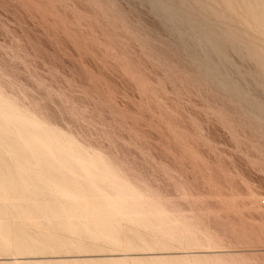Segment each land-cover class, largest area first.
<instances>
[{
	"label": "rangeland",
	"instance_id": "rangeland-1",
	"mask_svg": "<svg viewBox=\"0 0 264 264\" xmlns=\"http://www.w3.org/2000/svg\"><path fill=\"white\" fill-rule=\"evenodd\" d=\"M160 1L165 3L159 0L155 2L153 0H0V95L7 103L9 100L10 105L12 102L15 103L11 106L13 109L18 104L21 113L19 107L15 106V108L19 114L26 112L33 122L35 121L33 119L38 120L36 123L40 121V127H43V123L48 129L57 130V132L51 130L55 134L59 131L61 134H58L62 138L71 137L72 142L78 144V148L75 147L79 149L76 151L79 159L83 160L82 156L86 159L91 153L90 155H94L99 163L107 161L105 164L109 163L108 167H112L118 173L119 176H116L117 174L112 171L116 178L120 180L123 178L122 180L127 181L132 188L138 189L136 191L141 197L147 196L148 200H152L151 202L158 203L159 209L162 208V212L165 210V217L168 216L169 219L172 216L170 224L175 226L167 224L168 219V222L163 221L166 218L160 219L164 216L157 217L159 220L152 218V216L156 218L155 214L160 210L154 213L151 208L148 212H153L154 215L150 213L152 219H146V222L143 218L142 223L155 225L157 221L166 222L163 225L160 222L159 229L167 233L169 231L173 236L179 235L183 241L191 238L197 243L193 245L185 242L175 244L174 241L171 243L166 241V243L163 238L167 233L162 235L156 227L150 225L148 229V225L143 226L142 223V225L137 223L138 227L133 226V228L132 220L135 219L130 218L133 222L131 223L130 219L121 216L122 222L119 221L121 218L117 220V225L118 221L120 225L117 228L120 229L114 231L117 237L113 234L117 244L116 242L107 244L105 242L109 240L107 238L105 241L102 240L101 238L105 236L102 233L94 237L83 232H73L71 225L76 223L77 216H70L68 214L70 212L67 213L68 215L60 212V214L64 213L61 214L62 216L55 213L57 214L55 216L53 205L56 204L55 198L45 194L44 197H38L40 199L35 197L36 199L33 200L29 198L32 194H28L25 190L26 194H24L21 185L18 184L20 192L18 191L19 193L17 192L14 197L17 200L10 198V203L5 202L9 199V196L4 194L7 191H0L4 195L0 193V200L2 199L0 211H6L3 212L5 214L0 213V264H60L62 262V264H81L78 261H83V264H90L91 261L94 264L100 262L101 264H140L141 261V264L157 262V264H184L183 262L189 264L188 262L191 261L190 264H193V260H190L191 257L194 259L193 256L200 258L201 261L203 259L205 263L215 260L211 264H264V56L263 59L262 56L257 58L258 54L264 55L262 52L264 51V38H262L264 7L260 6L263 7L261 9L263 13H259L258 9L262 0L260 2L251 0L254 4L250 1L249 5L245 2L249 0H245L243 2L246 3L245 6L241 2L243 0L239 2L227 0L228 3L231 2L230 5L219 0L223 8L222 4L216 5L218 0H211L216 3L214 4L216 7L213 6V2L211 3L214 10L209 3L210 0H195L196 4L194 0H190L193 4L188 0H185L186 2L180 0L181 4L179 0ZM185 3L189 8H186ZM233 3L234 6L231 5ZM237 3L238 5L241 3L242 7L237 6ZM197 4L203 7V9L201 5V9L197 7L198 12L211 6L210 10L206 8L210 12L204 10L203 15L199 14L196 12ZM251 4L255 5L256 9L253 6L252 8ZM179 5L181 8L184 6V9H179ZM192 5H195V9ZM225 5L230 6V9L227 7V10H224ZM246 5L250 6L248 10L253 9L257 15L262 14L263 19L262 16L257 19L259 16L256 15L257 18L254 20L255 13L247 11ZM243 6L245 9L242 11ZM238 7H241L240 11ZM184 10L189 12L186 14ZM213 11L218 14L221 11L226 12L225 15H228L230 20L221 12L220 15L224 17L219 15L220 23L223 22V18L227 23H222L220 28L219 19H216L218 14L215 13L217 17L214 18ZM192 12L194 14H190ZM205 12L207 14H204ZM178 14L180 18L177 17ZM182 14L183 16L185 14L188 20H184L186 18L183 19ZM188 14L192 15V21ZM207 15L208 17L212 15L209 21ZM239 15L242 18H239ZM243 15L248 16L247 21H243L246 19ZM252 15L251 19L254 22L248 20ZM203 17L209 22L205 21L208 24L202 23L205 20ZM195 18L197 20H193ZM201 20L203 21L199 26ZM185 21H187L186 26ZM190 21L193 22L192 25ZM256 21L259 23L257 24ZM196 22L199 25H196ZM228 23L232 26L227 25ZM243 23L246 26L242 27ZM246 23H250L249 26ZM251 24L253 26H250ZM256 24L260 25V31L256 28L258 27L255 26ZM197 26L204 32V28H207L208 34L203 32V35L210 37L214 34L213 38L210 37L212 41L208 37L206 39L210 40V47V42L205 40L206 36L202 37L201 31L196 29ZM242 28H248L247 34ZM221 29L223 30L221 33L225 34L233 30L232 33L235 35L229 33L230 37L224 34V42L218 44V41H222L220 39L224 37L218 34ZM239 31H243L247 36L251 35V38L242 35L243 33ZM238 33L243 39L239 35L236 36ZM253 33L259 35L261 39L259 37L257 39V36L256 39H252ZM195 36L201 41L198 38L196 42ZM215 36L221 38L217 37V39ZM227 37L231 38L230 41L234 39V42H229ZM244 39L250 43L249 46L247 43L246 47L242 44L246 42ZM259 39L262 42H259ZM250 40L252 42L255 40L254 43L259 42L253 45L263 50L257 53L258 48H251L253 45L252 42H248ZM200 42L204 46L207 43L206 47L210 49L197 44ZM218 45L219 47L226 45L228 48L220 47L225 48L223 49L225 52L222 50L221 54V50L219 52L216 48ZM232 46L241 47L235 49ZM246 48H250V51ZM215 50H218V53ZM249 52L255 53L256 57ZM219 53L222 56L216 55ZM223 53L227 55L223 56ZM213 54L216 55L215 58ZM255 60L261 65L259 66ZM259 106L263 107L262 111L258 109ZM43 128L48 130L45 126ZM35 129L29 128L30 131ZM30 131L28 133L31 134ZM5 137L7 141H10L9 137L13 139L10 134L9 137L8 135ZM4 144L7 148V142H3L1 146ZM1 146L0 149L5 148ZM79 147L83 151L80 152ZM3 151L6 153L8 148L1 149L0 153ZM10 152L6 155L8 156ZM5 153L3 152L2 155ZM96 154L100 157L96 158ZM15 158L18 157L15 155ZM30 159L32 161V157ZM33 161L32 163H35ZM102 166L106 167L103 164ZM10 169L11 174L17 171V168ZM112 169L110 168V171ZM44 175L42 176L44 178L40 176L39 181L34 182L35 187L37 185L43 189V186H47L45 183L51 181L47 175ZM27 195L29 201L32 199V202L41 203L42 209H38L39 211L34 209L36 212L32 214L34 207L29 212L32 203L28 201L26 212L27 208L24 207L27 203L24 202L28 200ZM47 199H54L55 203ZM92 199L93 196H90V200L86 197L89 207L95 205L93 201L95 199ZM38 204L34 205L39 206ZM49 206H54L51 208H54L53 213ZM41 210L42 214H40ZM94 211L95 209L88 210L86 212L88 215L85 213L82 220L92 223L98 214ZM25 212H29L28 215L32 214L29 215L31 217ZM60 221L73 222L69 224L70 231L58 229L60 227L58 225L62 223ZM28 222L31 224L32 233L36 235H30L31 239L27 238L31 233ZM52 226L53 228H50ZM76 226L77 223L74 228ZM163 226L166 230L172 226L171 231L169 229L166 231ZM24 227L27 229L25 230ZM44 228H47L48 232ZM23 229L29 232L28 236L23 233L25 232ZM2 232H5V236ZM3 236L4 239L9 238L7 239L10 245H5L8 243H6L7 239L3 240ZM17 236H24L23 245L27 242L23 246L25 251L19 250L18 244H14L15 246L12 244L15 243L12 241H16ZM39 236L41 237L38 238ZM52 236L54 238L56 236V241ZM140 236L152 237L154 245L138 244L140 247H135L128 244V248L124 244L127 238L129 240ZM32 237L38 241L41 239L38 243L45 242L36 245L37 241L35 242ZM47 238H51L50 241ZM61 239H64L66 244L72 241L73 245L69 242L65 246ZM31 240L35 244H32ZM162 242H165L164 245ZM213 257H218L220 260ZM133 259L140 262L135 260L134 263ZM145 261L147 263H144Z\"/></svg>",
	"mask_w": 264,
	"mask_h": 264
},
{
	"label": "bare ground",
	"instance_id": "bare-ground-1",
	"mask_svg": "<svg viewBox=\"0 0 264 264\" xmlns=\"http://www.w3.org/2000/svg\"><path fill=\"white\" fill-rule=\"evenodd\" d=\"M152 1V0H151ZM173 2H177V1H174V0H172ZM171 1V2H172ZM180 1V0H179ZM182 1V0H181ZM181 1H180V4H181ZM185 1V0H184ZM187 1V0H186ZM185 1V2H186ZM188 1H190V0H188ZM192 1V0H191ZM190 1V2H191ZM207 1V0H206ZM209 1V0H208ZM222 1V0H221ZM223 1H225V3L224 4H228V5H230V3L231 2H227V0H223ZM239 1H241V0H238V2ZM245 0H243V1H241L242 3L244 2ZM251 0H249V1H245V2H247L248 3V5L250 4L249 2H250ZM252 1H254V0H252ZM251 1V2H252ZM259 2L261 1V0H258ZM264 0H262V4L264 3L263 2ZM153 2H155V0H153ZM152 2V3H153ZM159 2H164V1H160L159 0ZM168 2H170V0L168 1ZM194 3H195V0L193 1ZM193 2H191L192 4H193ZM213 2V6L214 7H216V5H221L222 4V2H221V4L219 3L220 1L218 0V3L216 4V3H214V1H212ZM211 0H210V5H211ZM217 2V1H216ZM227 2V3H226ZM254 2H256V0L254 1ZM157 3V2H156ZM165 3V2H164ZM179 3V2H178ZM208 3V2H207ZM154 4V3H153ZM159 4V3H158ZM184 4V3H183ZM196 4V3H195ZM202 5L204 4V3H201ZM201 4H197L198 6H196V8L197 7H199V9H201L200 8V5ZM206 4V3H205ZM214 4H216V5H214ZM234 4L235 3H233V4H231L232 6H234ZM244 4V6H245V4L246 3H243ZM252 4H254L253 2H252ZM250 5L251 7L253 6V5ZM257 4H259V3H257ZM259 5V8H258V6L256 5V3H255V5L257 6V8L260 10V12L259 13H261L262 12V8L264 7V5ZM161 5V4H160ZM202 5H201V7H202ZM207 5V4H206ZM228 5L226 6L225 5V9L224 10H227V7H228ZM239 5H241V7H242V4L241 3H239ZM238 5V3H237V6H239ZM253 6V7H255V9H256V6ZM156 6V5H155ZM163 6V5H162ZM162 6H160V7H162ZM176 6V5H175ZM177 6H178V4H177ZM176 6V7H177ZM180 6V5H179ZM185 6H187L186 5V3H185ZM193 6V5H192ZM195 6V5H194ZM194 6H193V8H194ZM212 6V5H211ZM211 6H210V8H211ZM213 6H212V10H214V8H213ZM237 6H235L236 7V9H237ZM244 6H243V8H241V7H238L239 8V11H240V8L242 9V11L245 9L244 8ZM250 6H248L249 8H250ZM260 6H263V7H261L260 8ZM204 7H205V5H204ZM208 7H209V5H208ZM218 7V6H217ZM235 7H234V9H235ZM246 7H247V5H246ZM247 7V11H250V10H248L249 8ZM252 7V8H253ZM179 9L181 8V6L180 7H178ZM177 8V9H178ZM186 8H189V5L186 7ZM185 8V9H186ZM190 8H191V5H190ZM207 8V7H206ZM206 8H204V10L205 11H207V12H210V11H208V10H206ZM210 8H207V9H209L210 10ZM222 8H223V4H222ZM157 9V8H156ZM175 9V8H174ZM181 9H184V6H183V8H181ZM195 9V8H194ZM202 9H203V7H202ZM228 9H230V6L228 7ZM232 10H234L233 8H231ZM254 9V10H255ZM257 9V10H258ZM264 9V8H263ZM176 10V9H175ZM174 10V11H175ZM204 10H202V12H201V10H199V12H198V8H197V11L196 10H194V12L196 11V12H198L199 14L201 13H203L204 12ZM221 10V9H220ZM256 10V11H257ZM168 11V10H167ZM169 11H171V9L169 10ZM173 11V12H174ZM180 11V10H179ZM182 11V10H181ZM185 11V10H184ZM183 11V12H184ZM192 11V10H191ZM216 11V10H215ZM217 11H219V10H217ZM216 11V12H217ZM228 11H231V10H228ZM228 11H227V14H229L228 13ZM246 11V10H245ZM264 11V10H263ZM189 11L187 10V12L185 11V13L187 14ZM212 12V11H211ZM214 12V11H213ZM216 12H214V14L216 13ZM222 12V14L224 15V16H226L225 15V13H223V11H221ZM221 12H219L220 14H221ZM232 12V11H231ZM238 12V11H237ZM250 12H252V14H253V12L255 13L254 15L256 16L257 14H256V12L255 11H253V9H251V11ZM249 12V14L251 15V13ZM166 13V12H165ZM168 13V12H167ZM166 13V14H167ZM175 13V12H174ZM173 13V14H174ZM177 13H179V12H177ZM239 13H244V12H239ZM246 13V12H245ZM263 13V12H262ZM169 14V13H168ZM167 14V15H168ZM176 14V13H175ZM179 14H181V12L179 13ZM179 14L177 15V17H179ZM190 14H194L193 12L192 13H190ZM196 15H197V13H195ZM204 14H207L206 12L204 13ZM209 15H210V13H208ZM212 15H213V13H211ZM216 14H218V13H216ZM216 14L214 15V18H216L217 16H218V18H216V19H219V23L218 24H220V28H221V24L222 23H224V22H226V21H224L225 20V18H223L224 20H223V22L222 23H220V17H224V16H221L220 14H218L217 16H216ZM234 14H236L235 12H234ZM249 14H247V15H249ZM170 15H171V13H170ZM169 15V16H170ZM203 15V14H202ZM202 15H200V16H202ZM211 15V16H212ZM219 15H220V17H219ZM231 15V14H230ZM233 15V14H232ZM246 15V14H245ZM245 15H243L246 19H243V21L244 20H246L247 21V17L245 16ZM249 15V16H250ZM173 16V15H172ZM186 15L184 14V16H183V14H182V18L184 19V17H185ZM188 16H189V14H188ZM205 16V15H204ZM211 16H209L208 17V15H207V17L206 18H209V19H207L208 21L211 19L210 17ZM228 16V15H227ZM226 16V17H227ZM236 16V15H235ZM254 16V17H255ZM257 16H259V18H257ZM255 18H254V20L257 18V19H260V17L262 16V14L260 15H257ZM264 16V15H263ZM263 16H262V19H263ZM171 17V16H170ZM190 17V19L191 18H193L192 17V15L191 16H189ZM197 17H198V15H197ZM241 16L239 15V18H240ZM243 17V18H244ZM180 18V17H179ZM179 18H178V20H179ZM186 18V17H185ZM204 18V17H203ZM206 18H204L205 20H204V22H202L203 20H201L200 21V25H199V23H197L196 22V25H199V26H201V22L202 23H206L205 21H207L206 20ZM228 18V17H227ZM226 18V19H227ZM233 19H234V17H232ZM238 18V17H237ZM238 18V19H239ZM242 18V17H241ZM251 18H253V15H252V17H250V19L248 18V20H252ZM172 19V18H171ZM176 19V18H175ZM174 18H173V20H175ZM182 19V20H183ZM202 19V18H201ZM213 19V18H212ZM238 19H237V21H238ZM261 19V20H262ZM181 20V19H180ZM184 20H188V18H186V19H184ZM183 20V21H184ZM193 20H197L196 18L195 19H193ZM228 20H230L229 18H228ZM227 20V21H228ZM235 20V19H234ZM239 20H241V19H239ZM191 21H192V19H191ZM190 21V22H191ZM207 21V22H208ZM232 21L233 20H231V23H232ZM243 21H241V23L243 22ZM245 21V22H246ZM257 21H259V20H257ZM256 21V22H257ZM263 21V20H262ZM262 21H260V22H262ZM186 22V24H185V26L187 25V21H185ZM198 22H199V20H198ZM212 22H215V21H212ZM250 22V21H249ZM252 22H254L253 20H252ZM264 22V21H263ZM175 23V22H174ZM189 23V22H188ZM192 23L193 22H191V25H192ZM209 23V22H208ZM208 23H206V24H208ZM227 23V22H226ZM225 23V24H226ZM237 23V22H236ZM251 23V22H250ZM249 23V24H250ZM259 22H257V24H258ZM190 24V23H189ZM218 24H216V25H218ZM225 24H223L224 26H227V25H231V24H227V25H225ZM245 23H243V26L242 27H244V26H246V25H244ZM247 24V23H246ZM249 24H247L248 26H249ZM255 24V23H254ZM255 25V26H258V25ZM263 24V28H264V23H262ZM262 24L260 23V25H261V27H262ZM190 25V26H191ZM196 25L195 24H193V26H195L196 27ZM202 25H204V24H202ZM239 25V24H238ZM237 25V26H238ZM242 25V24H241ZM260 25L258 26V27H256L257 29L260 27ZM184 26V25H183ZM189 26V27H190ZM193 26H191V27H193ZM199 26H197V28L196 29H199L198 27ZM215 26V25H214ZM213 26V28H215ZM232 26V25H231ZM236 26V25H235ZM236 26V27H237ZM250 26H253L252 24L250 25ZM182 26H180V28H181ZM216 27H218V26H216ZM234 27V26H233ZM179 28V27H178ZM187 28H188V26H187ZM194 28V27H193ZM202 28V27H201ZM225 28V27H224ZM227 28V27H226ZM228 28H230V27H228ZM238 28H240L239 26H238ZM249 28V27H248ZM248 28L246 29V28H242L243 30H244V33H245V31L246 30H248ZM251 28V27H250ZM192 29V28H191ZM219 29V28H218ZM236 29V28H235ZM234 29V30H235ZM242 29H240V30H242ZM251 29H253L254 31L256 30V29H254L253 27L251 28ZM180 30V29H179ZM182 30V29H181ZM190 30V29H189ZM200 30V29H199ZM204 30H205V32L203 31V29L202 30H200L201 31V33H202V37H204V36H206L205 34L203 35V32L204 33H207L208 34V31H207V28L205 29L204 28ZM210 30V29H209ZM214 30V29H213ZM226 30L227 29H225V31L224 32H226ZM250 30V29H249ZM185 31H188V30H185ZM197 31V30H196ZM207 31V32H206ZM216 31V30H215ZM217 31H219V30H217ZM221 31L223 32V30L221 29L220 30V32H218V34L220 33V35H223L224 37H223V39H220V40H222V41H218L219 43L218 44H220V42H221V44H222V42H224L223 40L225 39V35L227 34V36L229 35V33H230V31L228 32L227 31V33L225 34V33H221ZM259 31H260V28H259ZM263 30L261 29V32H262ZM190 32V31H189ZM192 32V31H191ZM193 32H195L194 30H193ZM211 32V31H210ZM233 32V30H231V33L230 34H233L232 33ZM235 32V31H234ZM239 32H241V31H239ZM250 31H248V33H249ZM257 32V31H256ZM264 32V31H263ZM197 33H200V32H198L197 31ZM197 33H196V35H197ZM212 33H215V32H212ZM235 33H237V31L235 32ZM243 33V31L241 32V34ZM242 34V35H245V36H247L246 34H247V31H246V34ZM255 33V32H254ZM253 33V36H252V39H254L255 38V36H257V34H254ZM184 34H186L185 32H184ZM225 34V35H224ZM251 34V33H250ZM259 34H260V32H259ZM262 34V33H261ZM190 35V34H189ZM192 35V34H191ZM190 35V36H191ZM194 35H195V33H194ZM210 35V34H209ZM214 34H211L210 35V37H212ZM215 35H217V33H215ZM219 35V36H220ZM233 35H235V34H233ZM237 35H239V33L238 34H236V36ZM242 35H239L240 37H242ZM264 35V34H263ZM186 36V35H185ZM193 36V35H192ZM198 36H199V34H198ZM201 36V35H200ZM230 36V35H229ZM262 36V35H261ZM188 37V36H187ZM197 36H195V41H196V39L198 40V38L199 37H197ZM208 36H206V38H205V40L206 39H210V37H208ZM218 36H215V38H217ZM231 37V36H230ZM234 36H232V38H233ZM238 37V36H237ZM247 37H250L251 38V35L250 36H247ZM258 37L260 38V36L258 35L257 36V39H258ZM213 38V37H212ZM211 38V39H212ZM214 38V39H215ZM218 38H221V37H218ZM217 38V39H218ZM227 38H229V37H227ZM236 38V37H235ZM244 38H246V37H244ZM262 38H264V37H262ZM200 39V38H199ZM210 39V40H211ZM230 39L231 38H229V42H231L232 43V41L234 40V39H232V41H230ZM237 39V38H236ZM240 39V38H239ZM242 39H243V37H242ZM251 39V40H252ZM256 39V38H255ZM261 39V38H260ZM258 40L259 42H262L261 40ZM204 39L202 38V41H203ZM210 40L208 41V40H206L207 42H210ZM227 40V39H226ZM246 40H248V38L246 39ZM245 39H244V41H246ZM248 41V42H252V41ZM264 40V39H263ZM199 41H201V39L199 40ZM212 41V40H211ZM228 41V40H227ZM235 41H237V40H235ZM197 42V41H196ZM195 42V43H196ZM234 42V41H233ZM254 42H255V40H254ZM254 42H252L251 44L253 45V43ZM259 42H257V43H254V44H258ZM264 42V41H263ZM237 43H238V41H237ZM240 43H242V42H240ZM247 43V41L245 42V43H242L245 47H246V44ZM197 44H199V45H203V44H205V41H204V43L202 44L201 42L200 43H197ZM215 44V43H214ZM214 44L212 45V46H214ZM217 44V43H216ZM215 44V45H216ZM225 44H229V43H225ZM248 44V46H249V44L250 43H247ZM261 44V43H260ZM210 45H211V42H210V44H209V47H210ZM230 45V44H229ZM228 45V46H229ZM232 45V44H231ZM234 45V44H233ZM237 45V44H236ZM242 45V46H243ZM204 46V45H203ZM206 46H207V43H206ZM206 46H204V47H206ZM226 45H221L220 47L222 48V47H225ZM251 46V45H250ZM257 46V45H256ZM262 46H263V43H262ZM207 48L208 50L210 49V48ZM219 47V45H218V47H216L218 50H219V52H220V50H221V54H222V52L224 51L223 49H225V48H223V49H221ZM227 47V46H226ZM232 47H234V46H232ZM236 48L237 47H241V46H235ZM234 47V48H235ZM255 47V45H253V47L251 46V48H254ZM201 48H203V47H201ZM228 48V47H227ZM235 48V49H236ZM238 48V49H239ZM258 48V50H256L257 51V53L260 51H262L263 49H264V47H263V49L261 48V50H259V47H257ZM256 47H255V49H257ZM212 49V48H211ZM246 49H248V48H246ZM250 49V48H249ZM248 49V50H249ZM254 49V50H255ZM218 50H215V51H217V53H218ZM223 50V51H222ZM233 50V49H232ZM239 50H241V51H243L242 49H239ZM244 50H245V48H244ZM248 50H247V52H248ZM214 51V52H215ZM236 51V50H235ZM238 51V50H237ZM250 51V50H249ZM225 52V51H224ZM252 52H253V50H252ZM259 52V53H260ZM262 52H264V51H262ZM216 54L217 56L219 55V56H222L221 54ZM227 53V52H226ZM226 53H223L224 55L223 56H225V54ZM246 53V52H245ZM251 52H249V54H250ZM256 53V54H257ZM246 54H248V53H246ZM255 55V53H251V55ZM263 54V53H262ZM260 55V54H258L257 56V58H260L261 56H262V59H263V56L264 55ZM216 55H214L213 54V57L215 58V56ZM227 55V54H226ZM242 55V54H241ZM244 55V54H243ZM200 56V55H199ZM246 56V55H245ZM249 56V55H248ZM247 56V57H248ZM260 56V57H259ZM198 57V56H197ZM255 57H256V55H255ZM254 57V58H255ZM202 58H204V55H203V57ZM206 58V57H205ZM249 58H251V57H249ZM253 58V57H252ZM207 59H209V58H207ZM206 59V60H207ZM226 59V58H225ZM256 59V58H255ZM203 60V59H202ZM205 60V61H206ZM224 60V59H223ZM256 60H258V59H256ZM255 60V61H256ZM264 60V59H263ZM199 61V60H198ZM208 61V60H207ZM259 61H260V59H259ZM257 62L258 63V65H259V63L260 62ZM202 62V61H201ZM209 62H210V60H209ZM261 63L263 64V62H262V60H261ZM261 65V64H260ZM259 65V66H260ZM257 66V65H256ZM263 67V65L261 66V68ZM260 68V69H261ZM264 68V67H263ZM259 69V68H258ZM259 69V70H260ZM220 71V70H219ZM263 73V72H262ZM218 75V74H217ZM224 76V75H223ZM223 81V83H225L224 81V79L222 80ZM227 82V81H226ZM237 89V88H236ZM244 93V92H243ZM238 96V95H237ZM5 100H7V99H5ZM9 103H11L9 100H8V103H7V101H4V100H2V97H1V95H0V146H1V144L4 142V143H6L7 142V144H8V146H7V148H8V151L7 152H10V149L12 150V152H10V154L12 155H10L9 153V155L7 156L6 155V153H5V151H3L4 153H5V155H6V157H4L3 155H2V153H0V171H2L1 173H0V175H1V180H0V191H4V192H6L7 191V193H4L6 196H9V199L7 200H5L4 198H3V194H2V192H0L1 193V195H3L2 196V198L5 200V202L7 201V202H9V200H10V198H13V200L15 201V199H14V197H15V195L17 194V192L19 191V187H18V184H20L21 185V188L23 189V192H24V190L29 194H32V196L30 197L29 196V198H35V197H40V196H43V195H45V194H47V196H51V197H53V198H55V202H56V204H53L54 206H49L50 207V209L52 208V207H54L55 208V212H54V214L55 213H59L58 215H61V214H63L64 215V213H66L65 215H72V216H77V221H76V223H77V226H76V228H74V225L76 224L75 222H74V225H71V227L73 226V232L74 231H77V233L79 232H83L84 234H87V235H89V236H99V234L98 233H102V234H104L105 236H103L101 239L103 240L104 239V241H105V239L107 238L109 241L107 242V240H106V242L105 243H109L110 244V242H116V238L115 237H117V233H115L117 230H119L117 227L118 226H120L119 225V221L121 220V222H122V217H124V218H127V220L128 219H130V218H132L133 217V219H135V220H132V219H130L129 221H133L134 222V225H132V227L134 226H136V227H138L137 226V223H139V224H141L142 223V221H143V218L145 219V221L147 222V220L146 219H152V218H154V219H158L157 217H162V216H164V217H162V218H160V219H163V218H166L165 220L163 219V221H167V219H168V216L167 217H165V210L162 212L161 211V209H159V207H160V205L157 203L156 204V202L155 201H153V202H155V203H153V202H151L152 200H148V198L149 197H147V200L145 199L146 197H144V196H142L141 197V195H139V193L136 191V190H138L136 187H134V188H132L130 185H128V183H127V181L125 182V181H123L122 179L120 180V179H118V178H116V176H119L118 175V173L117 172H115L113 169H112V167H110L112 170L110 171V168L108 167V165H109V163H108V165L107 164H105L107 161H106V158H104L103 156V158L105 159V163L104 162H102L101 163V161H100V163L98 162V160L97 159H95L93 156H91L90 154H88V156H86V159H84L85 158V156H82L83 157V160L82 159H79L78 157H79V154H78V157H77V154H76V151H79V149L77 150L76 149V147L75 146H77V148H78V144H74L75 143V141H74V143L72 142V138L71 137H66V138H62L59 134H61L59 131H58V133H54L55 131L57 132V130H53V129H51V128H49L48 129V127L46 126V125H44L42 122V125H43V127L45 126L48 130V132L46 131V129H44L43 127H40L41 126V124H40V121L39 122H37L36 123V121H38L37 119H33V120H35L34 122L32 121V119L30 118H28V117H30L29 115H26V112L24 113V111L22 112V113H24L26 116H24V114H19L18 113V110L20 111L21 110V108H20V106H18V104H16L15 106L16 107H19L18 108V110L15 108V106H14V109L11 107L12 106V104H15L14 102H12V104L10 105ZM261 109V111H262V108H261V106H259L258 107V109ZM260 111V110H259ZM20 113H21V111H20ZM259 113V112H258ZM263 113V112H262ZM261 112H260V114H262ZM260 114H258V115H260ZM36 128L35 130H29V128L30 129H34V128ZM27 129H28V131H30L31 132V134L30 133H28V131H27ZM51 130H53L54 132H52ZM9 134L12 136V138L13 139H11V137H9ZM36 135L35 137L33 136V135ZM58 134V135H57ZM6 135H8V137L10 138V141H7V139H5L6 137ZM7 137V138H8ZM65 137V136H64ZM37 138V139H36ZM6 141V142H5ZM5 145V144H4ZM4 145H2L1 147H3ZM5 148L3 149V148H1L2 150H5V149H7L6 148V145L4 146ZM81 150H80V152L81 151H83L82 150V148L81 147H79ZM1 149H0V152H1ZM85 151V150H84ZM79 153V152H78ZM85 153V152H84ZM16 155V157H18V158H15V155ZM81 154V153H80ZM13 155H14V157H13ZM18 155V156H17ZM97 156H99L100 157V155H98V154H96V158H97ZM32 157V161H33V158H34V160L35 161H33V162H35V163H32V161H31V158ZM55 164H56V166H55ZM102 164L103 165H106V167L108 168H106V167H104V166H102ZM110 166V165H109ZM14 168V170L16 169L17 171H16V173L15 174H11V172L12 171H10L11 169L10 168ZM16 167V168H15ZM7 169H9L8 171H7ZM42 170H44V171H42ZM10 171V172H9ZM112 171H114L115 172V174H117L116 176L114 175V173H112ZM43 173H45V175L43 174ZM41 174H43L44 176H48V178H50L51 179V181H45V180H43V181H45L44 183L47 185V186H43V189L41 188H39V187H37V185H36V187H35V184L36 183H34V182H36V180L37 181H39L38 180V177L40 178V176H41ZM42 175V176H43ZM41 176V177H42ZM42 178H44V177H42ZM120 178V177H119ZM49 180V179H48ZM42 181V182H43ZM41 182V181H40ZM105 182H107V183H105ZM41 183H39V185H40ZM19 185V186H20ZM21 190V189H20ZM20 192V191H19ZM18 192V193H19ZM23 194V193H22ZM24 194H26L25 192H24ZM141 194H143V193H141ZM0 195V196H1ZM144 195V194H143ZM34 196V197H33ZM90 196H93V199H95V200H93V201H95V205L93 206H90L89 207V205H88V203L86 202V197H88L89 198V200H90ZM21 197V196H20ZM24 197V196H23ZM28 197V195L26 196V198ZM44 197V196H43ZM144 197V198H143ZM8 198V197H7ZM29 198H27L28 200H26V202H24L25 204L29 201ZM41 198V197H40ZM40 198H38V199H40ZM46 198V197H45ZM92 198V197H91ZM31 199V200H32ZM36 199V198H35ZM2 200V199H1ZM0 200V201H1ZM3 200V201H4ZM17 200V199H16ZM25 200V199H24ZM30 200V201H31ZM34 200V199H33ZM42 200H44V198H42ZM49 199H47V201H48ZM51 201H53L52 199H50ZM49 200V201H50ZM28 202V203H32V206H31V208H29V210H28V203L26 204V206L24 207L25 209H26V212H27V210L30 212L31 210H32V207H34L33 208V212H32V214L33 213H35L36 211H39L38 209H42V208H40L41 207V203H39V202H37V203H35L34 201L32 202ZM41 201V200H40ZM45 201H46V199H45ZM42 202V201H41ZM44 202V201H43ZM42 202V203H43ZM54 202V201H53ZM52 202V203H53ZM54 202V203H55ZM1 203V202H0ZM3 203V202H2ZM10 203V202H9ZM13 203H16V202H13ZM38 204L39 206H35L34 204ZM8 204V203H7ZM6 205V204H5ZM20 205V204H19ZM23 205V204H22ZM34 205V206H33ZM159 205V206H158ZM2 207L1 208H3V205H1ZM9 206V205H8ZM15 206V205H14ZM21 206V205H20ZM45 206V205H44ZM43 206V207H44ZM11 207H12V205H11ZM30 207V206H29ZM46 207V206H45ZM49 207H48V209H49ZM5 208V207H4ZM9 208H10V206H9ZM19 208V207H18ZM21 208V207H20ZM53 208V209H54ZM151 208V210H153V212L155 211V212H157V210H160V211H158V212H160V214H162V215H160L158 212H157V214H155V216H156V218L155 217H153L152 216V218H151V216H150V213H152L153 214V212H148V211H151V210H149ZM153 208V209H152ZM13 209H15V207H13ZM22 209V208H21ZM31 209V210H30ZM34 209L36 210V211H34ZM45 209V208H44ZM44 209H43V211H44ZM48 209H46V211L48 210ZM49 209V210H50ZM53 209H51L52 210V213H53ZM95 209V214H96V212H98V216L96 215V220H92V223H87V222H84V220H82L83 219V216H84V214L88 211V210H94ZM1 210V209H0ZM11 210V209H10ZM5 211V210H4ZM4 211H0V213H3ZM22 211H24L23 209H22ZM42 210L40 211V214H42L41 212H43ZM6 212V211H5ZM13 212V211H12ZM14 212H16V210L14 211ZM13 212V213H14ZM25 212V213H26ZM28 212V213H29ZM49 212L50 211H48V213L47 214H49ZM60 212H64V213H61L60 214ZM68 212H70V213H68ZM154 212V213H155ZM11 213V212H10ZM21 213H23V212H21ZM28 213H26L27 215H28ZM44 213H45V211H44ZM68 213V214H67ZM89 213V212H88ZM163 213H164V215H163ZM3 214H5V213H3ZM15 214V213H14ZM26 214H25V217H26ZM32 214H29V215H32ZM39 214V215H40ZM57 214H55V216L57 215ZM87 214V213H86ZM159 214V215H158ZM19 215V214H18ZM22 215V214H21ZM20 215V216H21ZM28 215V216H29ZM88 215V214H87ZM86 215V216H87ZM90 215V214H89ZM154 215V214H153ZM167 215V214H166ZM54 216V215H53ZM54 216V217H55ZM62 216V215H61ZM122 216V217H121ZM22 217V216H21ZM29 217H31V216H29ZM90 217V216H89ZM89 217H88V219H89ZM94 218H95V216H93ZM172 217V216H171ZM170 217V218H171ZM1 218V217H0ZM27 218V217H26ZM25 218V219H26ZM61 218V217H60ZM118 218H121V219H119V221H118V225H117V220H118ZM168 219L169 220V223H167V224H169V225H174V224H170V220L171 219ZM174 218V217H173ZM27 219H29V218H27ZM26 219V220H27ZM86 219V218H85ZM90 219H92V218H90ZM175 219V218H174ZM34 220V219H33ZM63 220V219H62ZM125 220V219H124ZM156 220H154V221H156ZM159 220V219H158ZM28 221V220H27ZM31 220H29V222H30ZM58 221V220H57ZM64 221V220H63ZM67 221V220H66ZM94 221V222H93ZM128 221V222H129ZM131 221V223H133ZM141 221V222H140ZM162 221V222H163ZM28 222V224L27 225H29L30 223ZM32 222V221H31ZM37 222V221H36ZM42 222V221H41ZM60 222H62V221H60ZM135 222H136V224H135ZM149 222V221H148ZM152 222V221H151ZM159 221H157L156 223H155V225H154V223L153 224H150L151 225V227L153 226V227H156V229H159V228H161V225H163V224H165L166 222H164V223H162L161 221V223L159 222ZM168 222V221H167ZM176 222V221H175ZM33 223V222H32ZM43 223H45V222H43ZM56 223V222H55ZM63 223V224H62ZM60 225H58V226H60V227H58V229L59 228H62L63 230H65V229H68L69 231H70V229L71 228H69L70 226H69V224L70 223H73V222H70L69 221V223L68 222H62ZM126 223V222H125ZM130 223V222H129ZM158 223V225H156ZM1 224V223H0ZM127 224V223H126ZM138 224V225H139ZM143 224V226L144 225H148V224H145V223H142ZM141 224V225H142ZM161 224V225H160ZM182 224V223H181ZM6 225H8V224H6ZM5 225V226H6ZM11 225V224H10ZM26 225V226H27ZM34 225L36 226V224L34 223ZM38 225V224H37ZM39 225H41V224H39ZM52 225H54V223L52 224ZM56 225V226H57ZM131 225H129V226H131ZM141 225H139L140 227H141ZM150 225H148V229L150 228L149 226ZM1 226H3V225H1ZM30 226H31V224L28 226L29 228H30ZM33 226V225H32ZM56 226L54 227V228H56ZM165 226H167V225H165ZM165 226H163L162 228H164ZM175 226V225H174ZM9 227V226H8ZM7 227V228H8ZM16 227V226H15ZM19 227V226H18ZM34 227V226H33ZM37 227V226H36ZM39 227V226H38ZM43 227H46V226H43ZM49 227V226H48ZM133 227V228H134ZM168 227V226H167ZM166 227V228H167ZM171 228H172V226H170ZM20 228H21V226H20ZM28 228V229H29ZM40 228V227H39ZM50 228H53V226L52 227H50ZM145 227H143V229H144ZM170 228V229H171ZM177 228H178V226H177ZM5 228L3 227L2 228V230H4ZM10 229V228H9ZM8 229V230H9ZM24 229L26 230L27 228H25L24 227ZM23 229V230H24ZM45 230H47V228H44ZM141 229V228H140ZM142 229V230H143ZM165 229V228H164ZM168 229L169 228H167V230L166 231H168ZM169 229V230H170ZM8 230H6L5 232L7 233V231ZM15 230H17V229H15ZM24 230V231H25ZM29 230H31V228L29 229ZM29 230H27V231H29ZM33 230H35V229H33ZM52 230V229H51ZM54 230V229H53ZM63 230H62V233H63ZM99 232H98V231ZM116 230V231H115ZM124 230V229H123ZM126 230V229H125ZM128 230V229H127ZM139 230V229H138ZM163 229H159V230H157V231H159L162 235H164V234H166L167 232H165L164 230V232L162 231ZM13 232H14V230H12ZM20 231V230H19ZM50 231V230H49ZM58 231V230H57ZM96 231H97V233H96ZM115 231V232H114ZM132 231V230H131ZM150 231V230H149ZM156 231V232H157ZM171 231V230H170ZM5 232H2L3 233V235L5 236ZM10 232V231H9ZM17 232L18 231H16V233L15 234H17ZM23 232V231H22ZM31 233H32V230L30 231ZM47 232H48V230H47ZM72 232V231H71ZM118 232H120V231H118ZM126 232H128V231H126ZM145 232V231H144ZM158 232V233H159ZM23 233H25L26 234V236H28V233L25 231V232H23ZM29 234V236L27 237V238H29V239H31L30 238V235H34V236H36L35 234ZM70 233V232H69ZM76 233V234H77ZM157 233V234H158ZM159 233V235H161ZM168 233L170 234V232L168 231ZM167 233V234H168ZM10 234V233H9ZM24 234V235H25ZM37 234V233H36ZM113 234H115L116 236L114 237V235ZM119 234V233H118ZM122 234H124V233H122ZM143 234V233H142ZM147 234V233H146ZM156 234V233H155ZM165 235L164 236V238L161 236V238H163L164 239V241L166 242V241H170V243H171V241H174L175 242V244H177L176 242H178V243H181V242H185V243H187L188 245H193V244H196L197 242L195 241V240H193V239H191V238H186V240H182V237H179V235H177V236H173L172 234H168V235ZM174 234H176V233H174ZM191 234V233H190ZM42 235V234H41ZM44 235V234H43ZM42 235V236H43ZM129 235V234H128ZM135 235H136V233H135ZM189 235V234H188ZM187 235V236H188ZM197 235V234H196ZM3 236V240L4 241H6V239L8 238V237H6V239H4L5 237ZM6 236H8V233L6 234ZM15 236V235H14ZM13 236V237H14ZM50 236V235H49ZM78 236V235H77ZM133 236H134V234H133ZM186 236V235H185ZM22 237H24V236H21V237H19V236H17V239H16V241H12V242H15V243H12L13 245L15 244H18V249L19 250H24V247L23 246H25L26 244H27V242L25 243V245H23L24 244V239L25 238H22ZM41 236H39L38 238H40ZM46 237H47V235H46ZM85 237V236H84ZM105 237V238H104ZM139 237V236H138ZM154 237V236H153ZM34 238V240H35V237H32V239ZM43 238V237H42ZM52 238H54V236H52ZM87 238V237H86ZM125 238H127V237H125ZM152 238V237H151ZM151 238H148L147 236H140V238H130L129 240H128V238H127V240H126V242L124 243L125 245H127V247H128V244H131V246H133V245H135V247H137V246H139L140 244L141 245H148V244H152V245H154L153 243V240L151 239ZM194 238V237H193ZM198 238V237H197ZM9 239V238H8ZM7 239V242L6 243H8V240ZM48 239V238H47ZM49 239H51V238H49ZM48 239V241H50ZM55 241H56V236H55ZM92 239H93V237H92ZM119 239H120V237H119ZM202 239V238H201ZM41 239H39V241H40ZM62 241H64V239H61ZM162 240V239H161ZM198 240V239H197ZM33 240H31V242H32ZM37 241V242H36ZM38 240H35V242H36V245H38V244H40L41 242L42 243H44L43 241H41L40 243H38L39 242ZM47 241V240H46ZM52 241H54L53 239H52ZM54 241V242H55ZM69 241V240H68ZM156 241V240H155ZM202 242H203V240H201ZM200 241V242H201ZM2 242V241H1ZM53 242V243H54ZM59 242H60V239H59ZM58 242V243H59ZM67 242V241H66ZM70 242V244H71V242L72 241H69ZM68 242V243H69ZM120 242V241H119ZM165 242H162V244L163 243H165ZM38 243V244H37ZM41 243V244H42ZM52 243V242H51ZM52 243V244H53ZM57 243V244H58ZM64 243H65V241H64ZM67 243V244H68ZM167 243V242H166ZM32 244H35V243H33L32 242ZM46 244V243H45ZM55 244V243H54ZM60 244H63V243H60ZM60 244H59V247H60ZM66 243H65V246L67 245ZM74 244H76V243H74ZM116 244H117V242H116ZM139 244V245H138ZM161 244V243H160ZM186 244V245H187ZM202 244V243H201ZM5 245H10V242L8 243V244H5ZM14 245V246H15ZM47 245H49V243L47 244ZM71 245H73V242H72V244ZM111 245H113V244H111ZM124 245V246H125ZM146 245V246H147ZM164 245V244H163ZM162 245V246H163ZM182 245V244H181ZM185 245V244H184ZM198 245H200V244H198ZM12 246V245H11ZM28 246V245H27ZM130 246V245H129ZM149 246V245H148ZM5 247V246H4ZM6 247H8V246H6ZM42 247H43V245H42ZM45 247V246H44ZM68 247V246H67ZM76 247V246H75ZM94 247V246H93ZM113 247H115V246H113ZM118 247H119V245H118ZM140 247V246H139ZM138 247V248H139ZM158 247V246H157ZM165 247V246H164ZM13 248V247H12ZM28 248V247H27ZM27 248H26V250H27ZM34 249H35V247H33ZM41 248V247H40ZM66 248V247H65ZM64 248V249H65ZM129 248V247H128ZM131 248V247H130ZM134 248V247H133ZM142 248V247H141ZM145 248V247H144ZM45 249V248H44ZM126 249V248H125ZM30 250H33V249H30ZM39 250V249H38ZM41 250V249H40ZM67 250V249H66ZM130 250V249H129ZM4 251V250H3ZM5 251H6V249H5ZM25 251V250H24ZM18 252V251H17ZM203 257H204V255H202ZM217 256H220V255H217ZM188 257H190V256H188ZM196 256H193V258L194 259H191L190 258V260H193V264H195L194 262H197V264L199 263H201L202 262V264H211V263H214V261L213 262H209V263H205V262H203V259H202V261H201V259L200 258H195ZM170 258V257H169ZM174 259H175V257H173ZM214 258V257H213ZM216 259L218 258V257H215ZM214 258V259H215ZM165 259V258H164ZM166 259H168V258H166ZM171 259H172V257H171ZM177 259V258H176ZM179 259V258H178ZM184 259V258H183ZM183 259H181V260H183ZM219 259V258H218ZM222 259V258H221ZM134 260V259H133ZM136 260V259H135ZM135 260L133 261L134 263H135ZM143 260H145V259H143ZM149 260V259H148ZM156 260V259H155ZM157 260H158V258H157ZM185 260V259H184ZM186 260H188V259H186ZM207 260H208V258H207ZM220 260V259H219ZM89 261V260H88ZM137 261V260H136ZM139 261V260H138ZM137 261V262H138ZM159 261V260H158ZM172 261V260H171ZM176 261V260H175ZM178 261V260H177ZM176 261V262H177ZM199 261V262H198ZM79 263H81V264H83L82 262L83 261H78ZM77 261H76V263H78ZM114 262V261H113ZM119 262V261H118ZM117 262V263H118ZM140 262V261H139ZM149 262V261H148ZM165 262V261H164ZM169 262H170V260H169ZM180 262V261H179ZM19 263V262H18ZM63 263V262H62ZM62 263H60V264H62ZM65 263V262H64ZM68 263V262H67ZM74 263H75V261H74ZM92 263V261L90 262V264ZM141 263H142V261H141ZM140 263V264H141ZM144 263H147L146 261L144 262ZM151 263V262H150ZM153 263V262H152ZM158 263V262H157ZM156 263V264H157ZM161 263V262H160ZM184 264H187L186 262H183ZM189 264L191 263V261L190 262H188ZM23 264V263H22ZM31 264V263H30ZM38 264V263H37ZM55 264H57V263H55ZM72 264V263H71ZM92 264H94V263H92ZM99 264H101V262L99 263ZM111 264V263H110ZM112 264H114V263H112ZM116 264V263H115ZM121 264V263H120ZM123 264V263H122ZM166 264V263H165ZM217 264V263H216ZM224 264V263H223Z\"/></svg>",
	"mask_w": 264,
	"mask_h": 264
}]
</instances>
